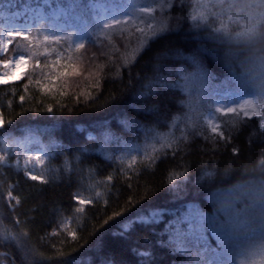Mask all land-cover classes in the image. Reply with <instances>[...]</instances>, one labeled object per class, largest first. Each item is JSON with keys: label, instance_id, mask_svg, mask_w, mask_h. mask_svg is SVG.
I'll return each instance as SVG.
<instances>
[{"label": "trees", "instance_id": "1", "mask_svg": "<svg viewBox=\"0 0 264 264\" xmlns=\"http://www.w3.org/2000/svg\"><path fill=\"white\" fill-rule=\"evenodd\" d=\"M150 1L158 6L156 27L163 20L166 28L142 46L137 29L101 31L89 0H56L68 11L64 35L68 26L84 29L83 42L70 32L48 41L50 25L39 24L0 56L11 60L17 45L35 53H24L30 63L21 80L0 86V232L27 234L0 243V264H252L250 249L227 234L218 240L205 230L208 246L187 238L183 252L169 242L176 222L197 211L210 215L214 194L264 158V111L228 127L232 114H217L216 133L203 124L220 94H250L219 63L218 29L235 31L242 21L226 7L233 0L223 7L221 0ZM167 133L179 143L162 149L158 134ZM29 140L44 152L39 164H25Z\"/></svg>", "mask_w": 264, "mask_h": 264}, {"label": "clouds", "instance_id": "2", "mask_svg": "<svg viewBox=\"0 0 264 264\" xmlns=\"http://www.w3.org/2000/svg\"><path fill=\"white\" fill-rule=\"evenodd\" d=\"M226 7L242 24L223 36L218 45L220 66L238 89L253 98L264 99V0H233ZM238 31L244 35L238 37ZM261 160L264 158L242 168L240 175L230 180L228 189L238 184L246 187L234 193L228 215L218 213V203L209 202V214H219L226 234L249 249L264 247V165L260 164Z\"/></svg>", "mask_w": 264, "mask_h": 264}, {"label": "rangeland", "instance_id": "3", "mask_svg": "<svg viewBox=\"0 0 264 264\" xmlns=\"http://www.w3.org/2000/svg\"><path fill=\"white\" fill-rule=\"evenodd\" d=\"M157 7V4L150 0H89V8L93 14L94 21L101 31L110 32L115 28L126 27L137 29V32L141 34L140 29H143L147 37L151 36L149 25H151L152 28H158L153 20L155 11L158 9ZM141 9H146L147 11H141ZM67 15L68 11L64 7L58 5L56 0H45L39 5L25 4L22 6H18L14 2L0 3V37L10 41L8 46L9 50L15 39H24V37H8V30H22L27 35V39H30L34 26L49 24L51 28L43 32L46 36V40L57 41L70 32V36L80 38L79 41L82 43L85 34L84 29L76 31L72 26H68L71 31L64 35L63 29L66 28ZM116 20H119L121 23L116 24ZM107 23H111L112 27L106 28L105 24ZM4 54L5 53H0V56ZM14 58L15 57L11 60ZM28 60L29 62L27 64L21 65L20 67H13L10 64L9 69H5L3 67L4 63L0 62V76H3L5 71L9 72L7 77H3L5 82L0 83V86L21 80L28 70L30 59L28 58ZM252 98L251 94L236 97L230 92L222 93L216 98L214 109L206 115L205 119L212 116L219 124L217 114L226 112L229 107L239 108L241 103ZM217 108L221 109L220 113L215 112ZM241 115L243 116V114ZM252 117L257 116L250 115V117L246 118ZM219 131L220 128H218L216 132ZM33 144L34 142L29 140L27 144L23 145L25 157L31 156L35 159L36 156H41L43 159L44 152L41 149L32 148ZM248 257L253 260L250 253Z\"/></svg>", "mask_w": 264, "mask_h": 264}, {"label": "snow or ice", "instance_id": "4", "mask_svg": "<svg viewBox=\"0 0 264 264\" xmlns=\"http://www.w3.org/2000/svg\"><path fill=\"white\" fill-rule=\"evenodd\" d=\"M221 7H223L222 0H221ZM141 11H147L146 9H141ZM214 15H219V14H214ZM200 20H207L208 19V13L206 11H201L198 17ZM193 19H197L196 16H193ZM230 19H232L230 17ZM237 22L239 20V17L236 18ZM116 24H120L121 22L119 20L115 21ZM241 26V25H240ZM106 28H111L112 24L107 23L105 24ZM150 28V35L155 36L157 32H162L166 28V22L161 20L159 22V27L158 28H152L151 25H149ZM218 31L222 32L224 36H228L229 33L231 32L229 28L226 25L221 26ZM141 36L143 37L140 39V45L142 46L146 40H147V35H145L144 30L140 29ZM236 35L238 37L243 36L244 32H237ZM7 36L8 37H17V36H23L25 40H27V35L25 34L24 31L22 30H8L7 31ZM10 41L7 40L6 38L0 37V53H7L8 52V46H9ZM139 46L136 50H134L133 53H131V56L134 57L136 54V51L139 50ZM82 47V46H81ZM16 51L17 55L13 60L6 61L3 64V67L5 69H9L10 64L13 67H20L21 65H25L29 62L28 58L25 56V52H27L30 56L35 55V53L31 52V49L28 48L27 46L24 45H17L16 46ZM130 56L125 55L124 56V63L127 64L129 62ZM39 67V63L36 65ZM72 67V74L73 75H79V71H77L76 67L74 65ZM198 71L203 72L204 70L202 67L198 65ZM206 76L208 73H204ZM9 75L8 71H5L3 73V76H0V83H4L3 77H7ZM186 79V78H185ZM164 86H168V82L164 81ZM177 87H179V82L176 84ZM62 94V93H61ZM20 100L23 101L24 97L21 96ZM48 111L51 112L52 109L51 107L48 108ZM261 111H264V99L262 98H252V99H247L243 103L239 105V108H233L229 107L226 112L223 113V115L228 116L229 113L232 114V117H230L231 120V125L226 123V127L228 126H235L237 125L238 121L240 120L241 114H243L244 117H250V115H255V116H260ZM216 113H220L221 109L217 108L215 109ZM176 120H179V117L175 118ZM8 123H11V121H8ZM5 121L3 120L2 117H0V128L4 127ZM203 124L206 125L208 128L211 129L213 133H216L217 129L220 127V125L216 122V120L212 117L209 116L206 119H204ZM174 128L176 127L175 121L173 122L172 125ZM223 133L221 132V136ZM159 136L158 142L161 143L162 149H166L171 146H175L179 143V139L175 137L174 133H167ZM186 139V137H183ZM153 150H155V145L152 146ZM33 157L29 156L26 158L25 164L27 165L28 161L32 160ZM123 159V158H121ZM36 164L41 163L42 157L41 156H36L35 157ZM6 162V156L0 155V165L4 164ZM135 161L132 160V163ZM261 165H264V160L260 161ZM65 170H69V162L66 160L64 163ZM91 171V170H90ZM43 174V173H41ZM212 173L206 172L204 174L205 177L210 178ZM175 178H179V176H186V171L184 173L180 174H174ZM37 177L36 175L31 176V179L35 180ZM204 177H202L203 179ZM171 179L169 180V183L171 184ZM245 185L238 184L234 188H230L227 190V192L223 193H217L214 194L212 201L214 203H218L220 205V208L218 209V213H223L225 215H228L230 211L232 210V204H233V196L234 193L237 191H241L245 188ZM11 195V194H9ZM101 194L96 193V196L99 197ZM80 204H84V200L79 201ZM84 211L83 208H76L75 212L76 213H82ZM214 213L212 215H208L203 212L197 211L195 214H189L186 215L182 221L176 222V229H175V234L174 237L170 238V243H175L177 250L178 251H187L186 248V240L187 238H192L194 237L198 242L202 243L205 245V247L208 246V241L207 238L205 237L204 233L205 230H211L212 234L219 240L222 235L226 234L224 224L220 221L219 219V214ZM187 222L189 225L188 231H183L180 228V223ZM107 223V221H105ZM27 235L26 233H18V234H9L8 232H0V243L7 242V241H13V242H20L21 236ZM250 255L253 257L252 264H264V247L262 248H252L250 249Z\"/></svg>", "mask_w": 264, "mask_h": 264}]
</instances>
